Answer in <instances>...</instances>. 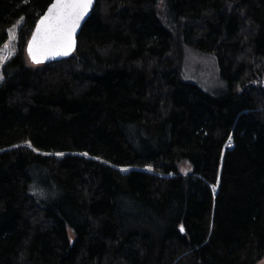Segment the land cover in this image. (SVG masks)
<instances>
[{
	"label": "trees",
	"instance_id": "trees-1",
	"mask_svg": "<svg viewBox=\"0 0 264 264\" xmlns=\"http://www.w3.org/2000/svg\"><path fill=\"white\" fill-rule=\"evenodd\" d=\"M51 1L0 0V48L22 20L0 68V264L264 260V0H96L75 51L33 63ZM184 45L224 89L181 78Z\"/></svg>",
	"mask_w": 264,
	"mask_h": 264
},
{
	"label": "snow or ice",
	"instance_id": "snow-or-ice-1",
	"mask_svg": "<svg viewBox=\"0 0 264 264\" xmlns=\"http://www.w3.org/2000/svg\"><path fill=\"white\" fill-rule=\"evenodd\" d=\"M92 4L93 0H55L37 23L32 38L28 42L27 51L32 61L41 63V57H47L49 54L68 55L74 47L73 35ZM6 59V56H0V61ZM231 139L230 136L229 140ZM57 155H63V153ZM215 187L214 185L213 192ZM180 231H185L183 225L180 226Z\"/></svg>",
	"mask_w": 264,
	"mask_h": 264
},
{
	"label": "rangeland",
	"instance_id": "rangeland-1",
	"mask_svg": "<svg viewBox=\"0 0 264 264\" xmlns=\"http://www.w3.org/2000/svg\"><path fill=\"white\" fill-rule=\"evenodd\" d=\"M21 22L22 20L20 19L7 29L8 39L0 48V56H6L8 59L14 54L16 50L15 43L17 41V29ZM4 61L5 60L0 61V68ZM27 61L31 64L28 59ZM180 71L183 80L196 83L210 93H215L219 89H224V82L220 77L219 65L216 57L200 52L189 45L183 46ZM230 146L231 143L228 142L226 148H229ZM185 167L186 165L183 164L182 168ZM122 169H128V167ZM70 233L71 231H69V234ZM258 264H264V260L260 261Z\"/></svg>",
	"mask_w": 264,
	"mask_h": 264
},
{
	"label": "water",
	"instance_id": "water-1",
	"mask_svg": "<svg viewBox=\"0 0 264 264\" xmlns=\"http://www.w3.org/2000/svg\"><path fill=\"white\" fill-rule=\"evenodd\" d=\"M95 1H96V0H93V4H92V6H91L90 9H89L88 14L84 17V19L81 20L80 25L77 27V29H76V31H75V33H74V35H73V39H74V47L70 50L69 54H68V55H60V56H55V55L49 54L47 57H41V61H42L41 63H46V62H50V61H52V60H59V59H61V58L68 57V56H70V55L75 51V49H76V45H77V37H78V35H79V33H80V30H81V28H82V25L84 24V22L86 21V19L89 17V15H90V13H91V10H92V8H93V6H94V4H95ZM54 2H55V0H52L51 3L46 7V9L44 10V12L39 16V18L37 19V21H36V23H35V25H34L32 31H31V33H30V36H29V38H28V40H27V43H26V45H25V52H26V55H27V57L29 58V60H30L31 62H33V61H32V59L29 57V55H28V51H27L28 42H29V40H31V38H32V33L35 31L37 23L39 22V20L41 19V17H43V16L47 13L48 8H49V7L51 6V4H53ZM33 63H34V62H33Z\"/></svg>",
	"mask_w": 264,
	"mask_h": 264
}]
</instances>
